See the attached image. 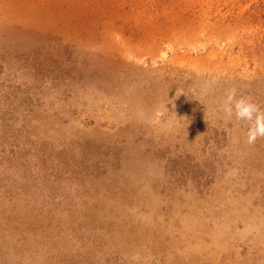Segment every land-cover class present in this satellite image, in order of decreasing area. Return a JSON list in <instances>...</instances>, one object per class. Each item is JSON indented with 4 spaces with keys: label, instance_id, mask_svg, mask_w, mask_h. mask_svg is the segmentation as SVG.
<instances>
[{
    "label": "rangeland",
    "instance_id": "obj_1",
    "mask_svg": "<svg viewBox=\"0 0 264 264\" xmlns=\"http://www.w3.org/2000/svg\"><path fill=\"white\" fill-rule=\"evenodd\" d=\"M264 0H0V264H264Z\"/></svg>",
    "mask_w": 264,
    "mask_h": 264
},
{
    "label": "clouds",
    "instance_id": "obj_2",
    "mask_svg": "<svg viewBox=\"0 0 264 264\" xmlns=\"http://www.w3.org/2000/svg\"><path fill=\"white\" fill-rule=\"evenodd\" d=\"M223 111L227 117L234 116L237 121L248 124L246 142L249 145H254L258 139L264 138V110L250 98H237L235 90H232L227 95Z\"/></svg>",
    "mask_w": 264,
    "mask_h": 264
}]
</instances>
